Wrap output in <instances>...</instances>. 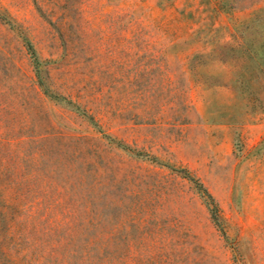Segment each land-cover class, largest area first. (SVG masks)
<instances>
[{"label":"rangeland","instance_id":"rangeland-1","mask_svg":"<svg viewBox=\"0 0 264 264\" xmlns=\"http://www.w3.org/2000/svg\"><path fill=\"white\" fill-rule=\"evenodd\" d=\"M243 44L264 0H0V264H264Z\"/></svg>","mask_w":264,"mask_h":264},{"label":"trees","instance_id":"trees-1","mask_svg":"<svg viewBox=\"0 0 264 264\" xmlns=\"http://www.w3.org/2000/svg\"><path fill=\"white\" fill-rule=\"evenodd\" d=\"M241 47L244 54L246 55L245 57L249 59L251 63H254V66L259 67L261 72H264L263 69L264 63L263 61H260V59H258L259 57L256 55V53L252 51V49H250V47L247 45L243 44L241 45ZM213 210L214 208H211V216H214Z\"/></svg>","mask_w":264,"mask_h":264}]
</instances>
